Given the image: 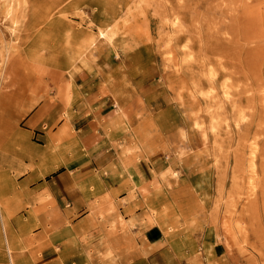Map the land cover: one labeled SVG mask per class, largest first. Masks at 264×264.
<instances>
[{
    "label": "rangeland",
    "instance_id": "rangeland-1",
    "mask_svg": "<svg viewBox=\"0 0 264 264\" xmlns=\"http://www.w3.org/2000/svg\"><path fill=\"white\" fill-rule=\"evenodd\" d=\"M47 2L16 0L10 21L0 3V122L25 127L36 110L42 126L86 121L102 98L112 109L102 173L125 180L122 195L98 192L89 162L78 164L76 191L101 234L61 264L129 263L164 246L144 238L155 228L178 264H264V0H65L46 17ZM106 29L111 45L98 37ZM87 80L100 82L92 96ZM141 160L165 169L135 195L126 170ZM41 202L50 218L48 192ZM22 213L0 209L8 264L20 248L1 219Z\"/></svg>",
    "mask_w": 264,
    "mask_h": 264
},
{
    "label": "crops",
    "instance_id": "crops-1",
    "mask_svg": "<svg viewBox=\"0 0 264 264\" xmlns=\"http://www.w3.org/2000/svg\"><path fill=\"white\" fill-rule=\"evenodd\" d=\"M99 83V80L84 81L82 92L87 96L96 94L100 90ZM103 102L102 98L97 101L92 117L86 121L83 115L75 122L50 121L42 126L37 123L39 111L36 110L27 119L25 127L0 122V131L4 130L0 133V179H5L4 185L0 183V204H3L0 209L25 211L20 217L1 219V226L5 227V242L12 249L20 248L13 255L17 264H61V254L70 255L78 247L85 252L87 241L93 238V243L99 241L101 230L97 221L85 213L86 200L83 194L76 191L79 189L76 178L84 176L78 164L89 162L85 175L92 185L90 189L111 193L113 197L124 193L123 175L111 171L102 173L108 168V164L104 163L108 155L105 123L112 119L109 115L112 109L107 108L106 103L101 106ZM69 139L80 140L81 146L85 142L86 151L78 144H64ZM99 164L102 166L99 167ZM159 169L164 171L165 168L156 167L147 160L130 165L126 170L128 187L133 186L135 195L146 191L156 184ZM12 185L14 188L10 191L8 187ZM46 192L53 204L50 218L45 215V206L41 202ZM125 198L121 196L120 199ZM61 207L62 218L59 214ZM136 231L133 229V232ZM144 238L149 244L163 242L164 246L147 256H136L126 264L179 263L171 243L162 237L159 229L147 230ZM28 243L34 244L32 250L23 249L28 247ZM72 263L76 264L73 260L67 261V264ZM0 264H8L1 252Z\"/></svg>",
    "mask_w": 264,
    "mask_h": 264
},
{
    "label": "bare ground",
    "instance_id": "bare-ground-1",
    "mask_svg": "<svg viewBox=\"0 0 264 264\" xmlns=\"http://www.w3.org/2000/svg\"><path fill=\"white\" fill-rule=\"evenodd\" d=\"M65 0H48L47 2V8H46V12H45V16L49 17V15L51 14V12L58 6H60ZM6 4V8L4 10V15H3V19L4 21L8 20L10 21L12 19V15L14 12V4L16 2V0H0V3ZM45 17V18H46ZM14 31V28H11V32ZM98 37L106 44L111 45L114 42V33L110 30H100L98 33ZM91 45H93L94 43L91 42ZM84 53V51H82V54ZM196 70V74L197 77L199 76L200 71L197 69ZM34 107V104H32L29 108H28V112ZM151 142V141H149ZM146 144V143H144Z\"/></svg>",
    "mask_w": 264,
    "mask_h": 264
}]
</instances>
